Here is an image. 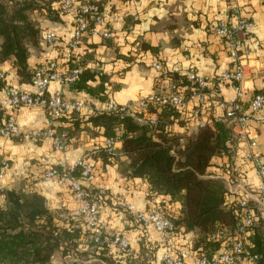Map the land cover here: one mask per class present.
<instances>
[{"label":"clouds","instance_id":"9594fccd","mask_svg":"<svg viewBox=\"0 0 264 264\" xmlns=\"http://www.w3.org/2000/svg\"><path fill=\"white\" fill-rule=\"evenodd\" d=\"M0 264H264V0H0Z\"/></svg>","mask_w":264,"mask_h":264}]
</instances>
